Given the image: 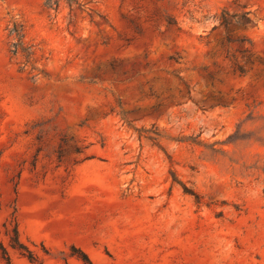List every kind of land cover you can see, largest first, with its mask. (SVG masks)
<instances>
[{
    "label": "rangeland",
    "instance_id": "1",
    "mask_svg": "<svg viewBox=\"0 0 264 264\" xmlns=\"http://www.w3.org/2000/svg\"><path fill=\"white\" fill-rule=\"evenodd\" d=\"M0 241L264 264V0H0Z\"/></svg>",
    "mask_w": 264,
    "mask_h": 264
},
{
    "label": "trees",
    "instance_id": "2",
    "mask_svg": "<svg viewBox=\"0 0 264 264\" xmlns=\"http://www.w3.org/2000/svg\"><path fill=\"white\" fill-rule=\"evenodd\" d=\"M48 6L49 3H47ZM224 26L226 27L228 25L227 21L224 19L223 23ZM16 32V36L18 38V41H20V39L22 38V35H20V33H18V31ZM19 44V43H18ZM18 44H14V46L18 45ZM122 119L127 122L128 124H130L127 120L124 114H122ZM138 132H140L139 129H135ZM142 135L139 133V137H141ZM146 138H148L149 140H152L154 142L155 145H158L157 143V137H149L146 136ZM159 146V145H158ZM171 176H172V180L175 181L176 177H175V173L171 171ZM183 190L185 193H189L191 195L194 196L196 202H199V195L196 194L194 191H189L188 189H186V187L183 186ZM10 246L15 249L16 251H18L20 254H22L23 256H26L31 262H36L38 260L37 256L30 251L19 239V234H18V227L16 222L14 221V225L12 228V233L10 235ZM73 250H77V249H73ZM74 252H78L79 253V257L83 260V262L85 264H92L90 258L88 257V255L86 253H84L83 251H74ZM0 254H1V258L3 259V261L5 262V264H12L11 262V258L9 256V253L6 249V247L3 245V243L0 241Z\"/></svg>",
    "mask_w": 264,
    "mask_h": 264
}]
</instances>
